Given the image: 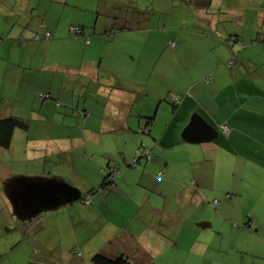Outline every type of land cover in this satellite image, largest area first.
<instances>
[{"label": "crops", "instance_id": "1", "mask_svg": "<svg viewBox=\"0 0 264 264\" xmlns=\"http://www.w3.org/2000/svg\"><path fill=\"white\" fill-rule=\"evenodd\" d=\"M122 1L0 0V118L29 124L0 148V167L18 164L9 175L28 169L25 178L9 176L19 184L0 194V242L11 244L0 264L26 243V264H93L97 255L130 264H258L242 248L256 253L264 239L253 231L264 227L253 217L264 218V0H210L207 9L181 2L194 9L190 16L154 18L127 0L132 11L119 23ZM72 26L83 34L73 36ZM184 35L202 49L192 42L187 50ZM166 46L187 59L177 64L181 76L165 77L176 87L162 98L151 92ZM135 94L143 103L131 114ZM147 117L148 134L140 135ZM141 147L152 158L128 167ZM109 167L120 176L100 191ZM39 181L43 189L33 187Z\"/></svg>", "mask_w": 264, "mask_h": 264}, {"label": "rangeland", "instance_id": "2", "mask_svg": "<svg viewBox=\"0 0 264 264\" xmlns=\"http://www.w3.org/2000/svg\"><path fill=\"white\" fill-rule=\"evenodd\" d=\"M138 1H139V9H140L139 12H143L144 14H141V16L145 15V18H147V16L149 15V13H151L153 15V18H154L155 16H157V13H155V12H161V14H165V13H170L171 10H173V13L174 14L183 15V16H186V17L190 16L191 13L194 12V9H192L191 7L182 5V3L179 0H155V1H158L160 3L158 6L157 5H155V6L153 5V3H152L153 0H138ZM101 2L102 1H100V3H99V6L100 7H101V5H100ZM122 2H121L122 5L120 6V10H119L117 16L114 18L119 23L121 21L119 19L117 20L118 17L120 19H124V18H126L127 13H130L132 11V10H129L128 11L129 8H128V5H127V3H128L127 0H123ZM232 2H231V0H228V3H232ZM172 5L174 6V8H172ZM135 12L137 13V11H135ZM139 18H140V14H139ZM162 18H165V16L162 15ZM100 21L104 22L103 20H100ZM108 22L110 23L111 21L109 20ZM108 22H107V24H108ZM142 22H143V24L140 25L139 23H142ZM147 23H148L147 20L133 22V24H136V26L139 27V28H141L143 26L147 27ZM177 23H179V22H177ZM183 25L184 26H187L188 24L187 23H184ZM102 26H103V24H100L99 25V28L97 29V34L99 32H101L100 35L102 37H104L105 36V30L104 29L103 30H100ZM189 28H195V26H190ZM110 29L112 31V34L114 32H116V29H113V28H110ZM92 30H93V28H92ZM88 39H86V42L89 41ZM183 39H189L190 40V46L188 44L185 45V48L187 50L190 49V47L193 45L192 42H196V45H198L202 49V43H201V41L197 42L196 41V38H193L190 35H184ZM182 47H183V43H182ZM171 50H177V53H172ZM192 51H194V50H192ZM156 57H158V54L157 53L155 54V59H157ZM185 59H187V58H186V55H185L183 49L182 50H181V48L180 49L179 48L178 49H174L173 47L172 48H169L168 46H166L165 48L161 47V51L159 53V60L162 63V69H161V74H160L161 75L160 76L161 80H157V82L159 83V84H157L158 88H156V86H155V91H152L151 93H157V95H163L162 98L165 95L167 97L168 96L167 95L168 92L171 89L174 90L176 86H174L169 79H166L165 80V77L166 76H169L170 78H172L174 76H181L183 74V69H182V67L177 68V64L179 62H184ZM145 60L147 61V59H145ZM163 63H165V64H163ZM163 65H164V68H163ZM158 66L159 65H157L154 68V72L152 74V77L153 78H155L156 77L155 75L158 73ZM106 70H108V68ZM159 71H160V69H159ZM174 74H176V75H174ZM178 88H179V86H178ZM175 91H177V89ZM4 95H5V93H4ZM170 99H171V102H172V96H170ZM133 103H135V106L131 109V114H136V110L138 108L137 107L138 104L143 103V101H142V99L139 96L136 95L134 97ZM150 103H151V101L149 100V104ZM19 132H21L20 133L21 135H19V136H23L22 135V134H24V133H22L23 131H19ZM137 133L141 135L142 134L141 133V129ZM20 138L21 137H16V140H20ZM21 144H22L21 142L17 141L14 147L18 151H20L21 150L20 149ZM23 156L26 158L25 155H23ZM10 157L14 159L15 154L13 156H10ZM30 158L33 159L32 156H30ZM29 164H35V163H33L32 161H29ZM16 165H18L16 162H13L12 163V162H9L8 161L7 163H5V166L8 169H6L4 167H0V194H5V186L7 187V185H12V184H14V185L16 184L17 185V184H19V182H11L8 179L9 176L14 180L17 177L21 176V173H20L21 171H22V173H26V171L28 170L25 167L24 169H20V171L17 173V175H14V176H12V174L9 175V173H11L10 172V167H13V166H16ZM27 167L30 168L31 166L29 165ZM34 168H36V167H34ZM21 178H25V175L23 174L21 176ZM36 183H37V185L34 184V186H33L35 189L37 188V186H39V188L42 187V182L41 181L36 182ZM42 189H43V187H42ZM2 199H3V197H2ZM0 204H1V198H0ZM54 206H58V205H54ZM0 217L5 218V215L4 214H0ZM253 217H256L257 218V221L260 222V224L263 223L264 218H263V216H262L261 213H259V212L254 213V216ZM36 223H37L36 221L33 222V226H35ZM33 226H30L29 228H31ZM37 229L38 230H41V226L40 225L37 226ZM44 229H46V228H44ZM257 230H258V232H257ZM7 231H10V230H7ZM253 231H255L257 233V235H259V237L264 238V227H262V229H259V228L255 227ZM55 232H56V229H54V232L53 233H50V234L51 235H55ZM246 236L248 237V236H251V235H246L245 234L244 236H242V238H244ZM224 238H227V237L225 236ZM6 240H8V239L6 238V239H4L3 242H0L1 243L0 244V252H2L3 250H5V248H7V247L8 248L11 247V244L8 245V242H6ZM67 241H68L67 238H63L64 244H68ZM25 245H27V243L24 244L23 246H21L16 252L12 253V255H10V257H12V259H11L12 261L11 260H9V261L8 260H6V261L4 260L2 262V264H26V262L24 260L25 258L23 257V255H21L24 252L23 249L25 248ZM243 247L244 248H242V252L245 254L248 263L256 262L258 264H264V239H262L261 242L259 243L258 250H256V253H254V249H253V246L252 245L251 246H243ZM73 249H76V250L81 251V248L78 245L76 246V248H73ZM225 249H226L225 251L227 252L228 250H227L226 247H225ZM15 254H20V255L18 256V255H15ZM81 257H82L81 259H86L85 258V255H81ZM87 262H90V260H87Z\"/></svg>", "mask_w": 264, "mask_h": 264}, {"label": "trees", "instance_id": "3", "mask_svg": "<svg viewBox=\"0 0 264 264\" xmlns=\"http://www.w3.org/2000/svg\"><path fill=\"white\" fill-rule=\"evenodd\" d=\"M179 1L186 4V5H190L192 7L200 8V9H207L210 5V0H179ZM81 30H82V34H83V28H81ZM228 65H230L229 62H228ZM46 98H49V96L47 95ZM152 120H153V117H147L144 119V125L145 126L143 128H141L142 134H144V135L148 134L147 127L149 126V124L151 123ZM28 127H29L28 120H26L25 118H22V117L9 116V117L0 118V148L6 149V150L9 149L11 147L12 137H13L14 131L15 130H24L25 131L28 129ZM146 151L149 154L145 155ZM151 158H152L151 151L147 147H141L133 155L132 163H133V160H135V165L133 166L132 163H128V167H130V166L131 167H137V165L139 164L140 161H142V160L148 161ZM112 169H115L119 172L117 178H115V180L113 182V184H114L113 187H111V184L107 181L108 176L110 174V170H112ZM105 174H106L105 175L106 177H104L103 183L99 187V190L100 191L103 190L104 192L114 189L115 182L120 176V171L116 167H109L108 172ZM84 200H85V198H84ZM92 262H93V264H130V260L125 256H120L117 259L110 260L106 257L97 255V256L93 257Z\"/></svg>", "mask_w": 264, "mask_h": 264}, {"label": "built area", "instance_id": "4", "mask_svg": "<svg viewBox=\"0 0 264 264\" xmlns=\"http://www.w3.org/2000/svg\"><path fill=\"white\" fill-rule=\"evenodd\" d=\"M70 31H71V33L73 34V36H75V37H79V36H81V34H82V30H81V28L78 27V26H72V27L70 28ZM49 36H50L49 32H46V33H45V37H46V38H49ZM37 38H38V36H35V39H37ZM229 64L232 65V64H233V61H232V60L229 61ZM209 80H210V78H206V82H208ZM173 101H174V103H177V102L179 101V98L176 97V96H174V97H173ZM220 129L222 130V132H223L225 135L228 134V132H229V127H228V125H226V124H221ZM147 154H149V153L146 151L145 155H147ZM132 165H133V166L135 165V160H133ZM118 174H119V172H118L117 170H115V169L110 170V174H109V176H108L107 181L111 184V187L114 186L113 182H114L115 178H117ZM158 176H159V178H161V177H162V174L159 173ZM84 202H85L86 204H89V202H90L89 198H86V199L84 200ZM216 205H217V202H216V201H213V202H212V206L215 207Z\"/></svg>", "mask_w": 264, "mask_h": 264}]
</instances>
